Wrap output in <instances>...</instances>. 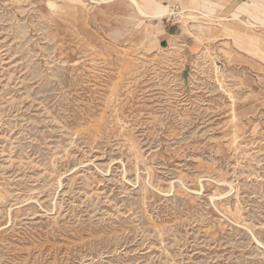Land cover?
<instances>
[{
  "label": "rangeland",
  "instance_id": "374dc122",
  "mask_svg": "<svg viewBox=\"0 0 264 264\" xmlns=\"http://www.w3.org/2000/svg\"><path fill=\"white\" fill-rule=\"evenodd\" d=\"M127 1L0 0V264H264V27Z\"/></svg>",
  "mask_w": 264,
  "mask_h": 264
},
{
  "label": "crops",
  "instance_id": "0c3cea01",
  "mask_svg": "<svg viewBox=\"0 0 264 264\" xmlns=\"http://www.w3.org/2000/svg\"><path fill=\"white\" fill-rule=\"evenodd\" d=\"M166 7L173 8L178 17L182 13L193 12L197 14L208 15L209 19L218 22H225L229 26L230 22H239L233 19L240 18L248 23L243 26L247 28L264 27V0H169ZM163 6H165L163 4ZM197 10V11H196ZM196 14V15H197ZM172 15V14H171ZM187 15V14H185ZM233 17V18H232ZM220 18V19H219ZM223 18V19H222ZM226 18V19H225ZM232 24V23H231ZM250 24V26H249ZM251 24L253 26H251ZM182 25H177L181 29ZM170 29H165L160 38V44L170 41V36L174 35Z\"/></svg>",
  "mask_w": 264,
  "mask_h": 264
},
{
  "label": "bare ground",
  "instance_id": "6f19581e",
  "mask_svg": "<svg viewBox=\"0 0 264 264\" xmlns=\"http://www.w3.org/2000/svg\"><path fill=\"white\" fill-rule=\"evenodd\" d=\"M127 1V0H126ZM132 1H134L135 3H137V1L136 0H132ZM128 2V1H127ZM138 4V3H137ZM130 5V4H129ZM137 9V8H136ZM139 10H140V12H142L143 14H145L146 16H148V17H151V18H154V19H162L163 17H165V16H167V15H169V14H174V13H170L169 12V10H168V8L166 7V6H158V8L154 11V12H152V14H150V13H147V12H145L140 6H139ZM197 11V10H196ZM206 17H209L208 15H205ZM233 18V17H232ZM220 19V18H219ZM223 19V18H222ZM226 19V18H225ZM233 19H235V20H239L240 21V23L242 22V23H244V24H247L248 25V23L246 22V21H244V20H242V19H240V18H237V17H234ZM230 23H233V22H230ZM249 26H250V24H249ZM231 27V26H230ZM226 182V181H225ZM213 197V196H212Z\"/></svg>",
  "mask_w": 264,
  "mask_h": 264
},
{
  "label": "built area",
  "instance_id": "2783aa9c",
  "mask_svg": "<svg viewBox=\"0 0 264 264\" xmlns=\"http://www.w3.org/2000/svg\"><path fill=\"white\" fill-rule=\"evenodd\" d=\"M173 17H177L176 15L174 16V14H173ZM172 18V17H171Z\"/></svg>",
  "mask_w": 264,
  "mask_h": 264
}]
</instances>
